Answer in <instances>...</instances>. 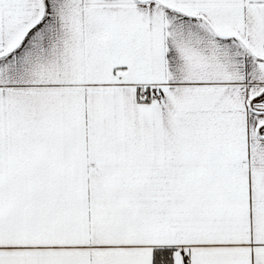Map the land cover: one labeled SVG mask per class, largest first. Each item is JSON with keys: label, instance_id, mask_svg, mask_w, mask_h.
<instances>
[{"label": "snow or ice", "instance_id": "6c2138e0", "mask_svg": "<svg viewBox=\"0 0 264 264\" xmlns=\"http://www.w3.org/2000/svg\"><path fill=\"white\" fill-rule=\"evenodd\" d=\"M0 264H264V0H0Z\"/></svg>", "mask_w": 264, "mask_h": 264}]
</instances>
